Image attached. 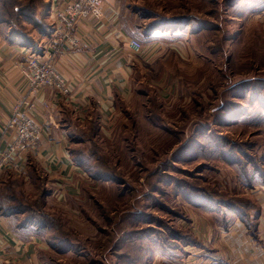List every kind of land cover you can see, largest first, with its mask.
Wrapping results in <instances>:
<instances>
[{"label": "rangeland", "instance_id": "374dc122", "mask_svg": "<svg viewBox=\"0 0 264 264\" xmlns=\"http://www.w3.org/2000/svg\"><path fill=\"white\" fill-rule=\"evenodd\" d=\"M248 1L126 0L129 10L123 20L141 49L145 43L143 28L152 21L165 20L163 17L190 13L204 16L209 24L206 26L208 36L205 41L198 42L189 32H182L177 40H172L173 44L166 41L167 45L157 49L151 57L145 56L149 50L142 54L140 49L141 54L132 59L133 74L129 85L132 95L115 102L113 123L104 121L97 134L92 133L88 123L84 134L78 129L70 136V147L95 150L101 157L97 163H104V171L122 178V184L127 187L122 199H112L113 187L120 183L81 179L80 183L85 184L79 189L78 200H70L71 196L67 195V200L60 203L47 194L48 179L35 164L28 173L11 176L14 185L10 193L26 207V212L11 216L10 221L14 227L24 225L36 229L39 261L44 264H125L120 261L119 254L126 249L117 246L124 231L142 229L139 243L143 241L153 249L160 247L162 237L170 233L167 226L179 229L187 220L188 193L195 194L196 189L218 191L221 186L234 182L230 174L235 172L225 163L229 160L228 146L236 145L234 150L239 152L240 155L236 154L239 159L257 162L263 143L255 124L217 126L212 121L208 131L213 138L210 140L219 142L216 152L220 156L216 154V157L207 156L212 153L206 145H191L190 135L195 119L211 118L220 110L217 107L220 101L240 103L239 98L230 95L231 89L226 90L227 85L243 78H264V6L254 7L253 3L248 6ZM20 2L23 6L35 5L38 0ZM11 5L12 0H0V7L5 6L0 10V19L7 18ZM23 21L34 24L24 17ZM0 26L12 29L4 22H0ZM12 30L21 37L20 30ZM34 34L37 36V31ZM212 47L216 48L214 55L210 51ZM208 59L215 61L206 65L204 61ZM204 63L205 68L202 67ZM200 70H204L201 75ZM218 77L221 82L217 87ZM186 91L191 92L190 98ZM218 95H227V98H216ZM153 114L160 120L153 119ZM262 119L261 116L258 120ZM86 133L95 145H89ZM189 136L186 148L184 143ZM200 151L206 155H198ZM82 158H86L85 152ZM230 177L231 182L225 184ZM136 189L143 192L148 189V196L137 199ZM138 209L139 215L135 213ZM34 211L42 216L36 217ZM141 215L151 217L152 221L143 220ZM49 217L55 221L51 222ZM53 224L61 225L63 233L54 230ZM146 228H153V241L146 237L149 234ZM166 259L170 261L166 264H172V258ZM161 260L156 262L152 254L145 258V263L164 264L165 258ZM179 260L177 262L181 263Z\"/></svg>", "mask_w": 264, "mask_h": 264}, {"label": "crops", "instance_id": "0c3cea01", "mask_svg": "<svg viewBox=\"0 0 264 264\" xmlns=\"http://www.w3.org/2000/svg\"><path fill=\"white\" fill-rule=\"evenodd\" d=\"M44 1L48 3L46 18L50 24L48 11L51 3L68 0ZM128 10L126 0H105L102 5L103 16L82 21L75 30L77 44L63 47L59 53L48 49L46 54L43 44L49 36L34 34L33 41H24L15 30L0 26L1 149L15 137V131L7 127L12 106L26 97L31 98L28 81L17 66V61L25 55V51L36 54L40 59L52 54L55 67L69 82L70 97L61 96L49 87L40 88L32 96L36 107L31 115L41 125L37 146L28 147L13 156V166L20 168L23 174L34 164L39 167L52 188L50 194L60 203L66 201L68 196H71L70 200L77 201L79 189L85 184L80 183L81 179L90 180L88 173L72 161L70 136L78 129L84 133L94 116L99 133L104 121L113 123L115 102L126 100L132 95L129 85L135 55L149 50L145 56L151 57L153 52L167 45L166 41L173 44L172 40H177L182 33L155 31L142 43L144 47L141 53L135 52L129 40L136 36L129 33V27L123 20ZM30 47L34 52L28 50ZM46 120L49 121L48 125ZM258 133L263 143L259 170L263 172H256L255 176L248 179V184L238 182L237 175L232 173L230 176L234 182L219 189L246 198L247 204L242 205L240 212L227 203H194L187 199L188 218L182 222V227L188 228L199 244H186L182 255L167 256L173 259L172 264H264V126ZM13 166L7 165L0 178L10 172L20 174ZM231 177L227 178L229 182L225 184L231 182ZM37 237L36 234L21 237L0 215V264H44L36 254ZM163 257L164 264L170 262L162 253L155 254L153 260L158 262Z\"/></svg>", "mask_w": 264, "mask_h": 264}, {"label": "trees", "instance_id": "16d2710c", "mask_svg": "<svg viewBox=\"0 0 264 264\" xmlns=\"http://www.w3.org/2000/svg\"><path fill=\"white\" fill-rule=\"evenodd\" d=\"M7 1V0H5ZM17 1L16 5L15 3ZM20 1L23 0H12L11 10L8 12V16L5 19H0V22H4L11 26L12 29H18L20 30L21 38L25 41H33L34 33L37 31L38 35L40 36H49L51 34L52 27L47 21V9H48V3L44 0H38V3H35V5H26L23 6ZM252 3L256 6L254 7H263L264 6V0H249L248 6H252ZM15 6H18L21 10L19 11L18 7L16 9ZM237 8V2H235V9ZM5 6H1L0 10H4ZM22 17H24L27 21H33L34 24H31L29 22H21ZM165 20L163 21H152L151 24L146 25V27L142 30L143 40L148 39L151 33L157 31V30H173L178 32H189V35L194 36L197 41L202 42L205 41V36H208L206 26L209 24L206 23V20L204 16L198 15L196 13H190L188 15H182V16H175V17H163ZM14 26L18 27L15 28ZM213 55L216 53V48L212 47V50H210ZM215 60L214 59H208L206 62V65L208 63L212 64ZM205 68V63L202 66ZM200 75L203 74L204 70H200ZM220 77H218L215 81L217 87L220 86ZM214 85V84H213ZM216 85L215 89H216ZM227 88L231 89L229 91L230 95H234L237 98L240 99V103L236 100L232 102H224L220 101L219 104H217L218 108L220 109L215 115H213L211 118L204 117V118H197L195 119L192 128V133L190 134L192 136L191 145L197 144L198 147L202 145H206L212 154L207 155L211 157H216L219 155L218 148H219V142L215 143L212 142L210 139H213L209 135V126L211 125V122H216L218 126L224 125V126H244L247 127L248 125L255 124L257 127V132L260 131V129L264 126V78H258V77H252V78H243L240 81H236L234 83H231L226 86ZM189 88H186L187 90ZM225 90V93H226ZM218 91V90H217ZM216 92V91H215ZM188 94L187 96H192L190 91H186ZM233 96V97H234ZM216 98H227L226 96L218 95ZM186 113L187 111L184 110ZM258 116V117H257ZM262 116V120H258L259 117ZM153 119L160 120L158 117L153 114ZM257 120V121H255ZM255 121V122H253ZM212 122V123H213ZM190 128V129H191ZM89 129L93 131V134H97L98 131V123L96 121V117L94 116L93 120L89 123ZM85 133V132H84ZM83 133V134H84ZM207 136L209 138H207ZM85 138L88 140L89 145H95L94 140L90 139L89 134H85ZM201 139H204V141H201ZM228 141L229 139H225ZM190 141V136L188 137V141L185 142L186 148L189 147L187 143ZM191 147V146H190ZM222 147V145H221ZM230 147V151L228 152V162H225L228 164L231 169L235 172L237 175V179L240 180L244 184H248L251 177L255 176V173H262L260 172L259 168H261V154L258 155L257 162L250 161L249 163L247 161H243V159H239L236 154L240 155L238 151L234 150L233 146ZM243 150V148H241ZM187 150V149H185ZM189 150V149H188ZM84 152L86 153V158L83 159L82 156L84 155ZM204 154L203 151L197 152L198 155ZM195 154V152H193ZM217 154V155H216ZM70 155L72 158V161L75 165L82 167L89 175V178L93 181L101 179L109 181L110 184H116L120 183L119 185H115L113 187V193L114 196L112 199L120 200L123 198V194L127 192V187L122 184V178L121 177H115L114 172L106 173L107 171H104L102 166L104 165L103 162L97 163L98 160H100L99 154L95 150H89V147H70ZM206 155V154H204ZM223 155V154H222ZM220 156V155H219ZM225 159V158H224ZM34 166L29 167L27 173L29 170L34 169ZM106 167V166H105ZM10 172L8 175L0 178V215L5 217L7 220V223L9 224L10 228L13 229L15 232H17L21 237L27 238L29 237L27 233L30 234H36L39 235L36 229L32 226L27 227L24 225H18L16 227L12 226L11 224V216H14L15 214L26 212V207L19 202L13 196L12 189H10L11 186L14 185V182L11 178V176L14 174ZM23 174V173H22ZM113 175V176H112ZM8 179L6 180V178ZM194 190V188H191ZM156 190V189H155ZM175 190V189H174ZM11 191V193H10ZM52 188L48 186V189H46L47 194L51 193ZM137 195V199L145 198L146 195L148 196V189L143 191H140L139 189L135 190ZM195 194L188 193L189 198L188 200L194 203H227L228 205L238 208V210L241 212L242 205L245 206L248 202V200L244 197H238L230 195L227 191H204L203 189H196L194 191ZM138 204V203H137ZM80 206H82L80 204ZM36 217L42 216L41 213H36V211L33 212ZM139 215L140 211L139 209L135 212ZM181 214V213H179ZM143 218L147 220V222L152 221L151 217H144ZM49 220H52L51 222H54L55 220L52 219V217H49ZM131 222V221H130ZM132 223V222H131ZM136 225V224H135ZM47 227L51 228L50 225H46ZM54 230L60 231L63 233L61 225L53 224ZM167 229H169V235H165L162 237L161 245L160 247L156 246L154 249L149 244L144 243L141 241V233L143 232L142 229L137 230H126L121 235L120 238H118V247H122L126 249V252L119 254L120 261H123L125 264H146L145 258L151 257V255L157 251V253H162L165 256H172V255H182L184 253V246L186 244H193L198 245L199 241L192 235L190 230L188 228H183L182 226L179 229H174L170 226H167ZM152 229H147L145 232H149V234L146 235L147 238H149L151 241H153V235ZM163 234H165L163 232ZM116 245V244H115ZM144 245V246H143Z\"/></svg>", "mask_w": 264, "mask_h": 264}, {"label": "built area", "instance_id": "2783aa9c", "mask_svg": "<svg viewBox=\"0 0 264 264\" xmlns=\"http://www.w3.org/2000/svg\"><path fill=\"white\" fill-rule=\"evenodd\" d=\"M104 1L68 0L62 3H51L48 15L51 19L52 30L43 44L46 54H48V49L53 50L54 53H59L63 47L75 46L77 44L75 35L77 26L88 19H100L103 16L102 5ZM129 44L135 52L141 49V44L135 39L131 38ZM28 50L33 51V48L30 47ZM24 53L25 55L17 61V66L28 81V93L31 98L26 97L11 108L7 127L15 131V137L6 147L0 148V175L7 165L13 166L15 153L24 151L28 147L35 148L37 146L41 125L31 115L36 107L32 96L42 87L52 88L64 97L71 95L69 82L55 67L52 54H49L46 59H40L36 54L26 51ZM45 123L48 125L49 121L46 120ZM14 168L17 172L22 173L20 168ZM231 264L244 263L233 262Z\"/></svg>", "mask_w": 264, "mask_h": 264}, {"label": "bare ground", "instance_id": "6f19581e", "mask_svg": "<svg viewBox=\"0 0 264 264\" xmlns=\"http://www.w3.org/2000/svg\"><path fill=\"white\" fill-rule=\"evenodd\" d=\"M158 31V30H157ZM162 31V30H161ZM173 31V30H172ZM154 34H156V33H154Z\"/></svg>", "mask_w": 264, "mask_h": 264}]
</instances>
